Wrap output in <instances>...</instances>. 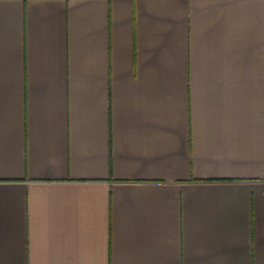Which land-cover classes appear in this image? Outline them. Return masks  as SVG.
I'll list each match as a JSON object with an SVG mask.
<instances>
[{
	"label": "crops",
	"instance_id": "1",
	"mask_svg": "<svg viewBox=\"0 0 264 264\" xmlns=\"http://www.w3.org/2000/svg\"><path fill=\"white\" fill-rule=\"evenodd\" d=\"M0 264H264V0H0Z\"/></svg>",
	"mask_w": 264,
	"mask_h": 264
}]
</instances>
